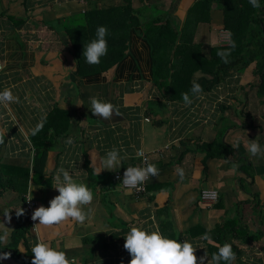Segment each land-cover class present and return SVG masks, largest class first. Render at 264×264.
Returning a JSON list of instances; mask_svg holds the SVG:
<instances>
[{"label":"crops","instance_id":"obj_1","mask_svg":"<svg viewBox=\"0 0 264 264\" xmlns=\"http://www.w3.org/2000/svg\"><path fill=\"white\" fill-rule=\"evenodd\" d=\"M123 1H0V60L4 63L0 92L10 88L19 98V103L0 104V160L31 166V130L55 108L70 114L68 132L48 154L45 174L51 185L30 181L26 193L3 190L0 236L6 239L0 241L2 248L10 246L18 225L16 210H24L32 188V197L38 202L36 209L49 207L50 200L59 195L53 186L61 167L70 172L75 182L92 191L93 201L83 209H91L90 217L84 224L69 221L55 229L41 227L38 237L31 229L27 240L19 244L20 252L44 242L65 252L75 264H129L131 256L124 248L128 231L132 227L148 231L158 227L162 234L161 220L167 217L182 234V242L187 240L196 247L194 254L199 264L198 258L203 250L207 253V246L201 237H188L191 228L211 230L238 216H243L253 231L260 226L251 206L243 204L239 209V203L252 200L254 193L264 208V173L257 171L264 166V156H251L246 148L255 140L264 149V98L257 88L255 64L203 92V99L193 97V104L186 107L183 101L171 100L154 85L152 49L142 28L136 26L125 59L106 72L79 76L66 25L90 9ZM196 1L133 0V5L169 14L182 25ZM223 24V11L214 5L211 23L200 24L196 33V42L204 45L205 53L210 46L223 44ZM92 97L112 103L121 115L113 113L108 120L95 117L90 110ZM218 137L233 153L208 158L198 146ZM69 138L73 140L71 145L65 143ZM113 147L123 148L120 154L126 153L127 159L120 168L103 170L97 176L90 167L92 154L94 158L103 157ZM139 150L150 154V163L157 166L159 175L150 178L148 194L137 198L114 180V174L138 166ZM244 163L252 164L248 170L253 177L241 169ZM178 167L184 170L183 180L175 173ZM204 189L219 191L217 204L200 202ZM6 211H10V221L4 216ZM234 243L244 251V260L264 264L260 240ZM10 258L17 262L14 256ZM0 264L12 262L0 259Z\"/></svg>","mask_w":264,"mask_h":264},{"label":"trees","instance_id":"obj_2","mask_svg":"<svg viewBox=\"0 0 264 264\" xmlns=\"http://www.w3.org/2000/svg\"><path fill=\"white\" fill-rule=\"evenodd\" d=\"M259 3L261 7L254 9L249 0H197L180 25L169 14L150 10L148 7L135 8L133 0H124L117 5L86 11L75 22L68 23L65 30L70 36L77 73L81 77L106 72L125 59L132 29L140 26L145 40L152 49L154 85L171 100L183 101L182 93L186 92L191 96L193 81L202 86L203 92L210 91L230 76L243 73L253 64H255L254 75L258 78L257 88L260 97L264 98V0H259ZM214 5L223 11L224 30L232 33V40L236 45L234 49H230L228 63H224L217 56L218 51L229 50L227 44L210 46L209 52L205 53L204 45L196 42L199 25L212 21ZM99 26L108 29L105 37L108 45L107 54L101 57L99 64L89 65L83 57L84 46L95 39ZM43 122L40 132L36 135L30 134L34 148L31 166L0 160V196L3 190L8 188L26 193L30 181L51 185L45 174L48 154L56 146L57 140L68 132L70 114L68 111L55 108ZM198 148L205 151L208 158L228 157L233 153V149L222 137L212 142H203ZM250 168H253L252 164L248 163H244L241 167L253 177V173L248 170ZM257 171L264 173V166L259 167ZM252 196V200L239 203V209L243 204L252 207L260 224L256 231L243 221V216L226 220L211 230L196 226L188 231L187 235L191 239L208 234L210 239L204 242L209 259L220 246L229 243L236 256L232 264H256L244 260V251L234 243V240L242 243L260 240L264 251V208L258 195L254 193ZM161 229L163 236L182 243V234L177 232L171 219L167 217L162 219ZM30 232L28 212L24 208V214L18 217V225L10 246L7 248L0 246V253H8V257L14 256L18 264H31L32 248H28L27 252L18 251L20 242L26 241ZM102 242L106 245L105 240Z\"/></svg>","mask_w":264,"mask_h":264},{"label":"clouds","instance_id":"obj_3","mask_svg":"<svg viewBox=\"0 0 264 264\" xmlns=\"http://www.w3.org/2000/svg\"><path fill=\"white\" fill-rule=\"evenodd\" d=\"M249 3L254 9L261 7L259 0H249ZM108 34V29L105 26H99L96 30V37L86 46H84L83 57L89 65H97L100 63L101 57L107 54L108 45L105 39ZM220 38L229 46V50H222L217 52L224 63H228V57L231 52L230 49L236 47L235 41L232 40V33L228 30H223L220 33ZM191 96L188 92L182 93V99L186 107L193 104L192 97L203 99L202 86L193 81L190 89ZM11 103H19V98L14 96L10 88H5L0 92V104L9 105ZM91 112L95 117H101L105 120L111 119L113 113L120 116L119 109L112 103L103 102L95 97L90 98ZM43 120L39 122L34 129L31 130L32 135H36L43 128ZM82 123V122H81ZM67 145L73 144V140L69 138L65 141ZM247 151L251 156H264V149L251 140L246 144ZM123 148L117 149L113 147L107 151L103 157H96L92 154L90 167L98 176L101 171H114L120 168L122 161L127 159V154L121 156ZM97 159H99V166H97ZM144 166H129L123 174L122 185L129 190L135 189L142 191L143 185L150 178L158 177L159 170L155 164L148 163L147 159L143 162ZM175 173L183 180L185 173L183 168H176ZM58 190L59 195L55 196L49 202V207L40 206L34 210L32 220H38L39 223L34 226V232L39 236V229L49 228L55 229L66 222H74L84 224L86 219L90 217L91 209L85 212L84 206L90 205L93 201V193L83 183L74 181L72 175L68 170L61 167L54 176V186ZM33 188L30 190L27 201L32 200ZM205 199H214L217 193L214 191H205L203 194ZM10 211H6L4 216L10 221ZM24 210L19 208L16 210V215L21 216ZM155 222V217H152ZM6 239V236H0V241ZM203 240H208L210 237L205 234L201 237ZM124 248L131 256L129 264H197V257L194 254L196 247L187 240L182 243L176 239H170L163 236L158 227L156 230L148 231L138 227H132L125 236ZM32 261L31 264H75L74 261H69L66 253L50 247L47 243L37 242L31 249ZM8 253L0 255V259H7ZM236 256L233 252L232 245L225 243L218 248V251L213 253L211 259L208 258L207 253L204 257L199 259V264H232Z\"/></svg>","mask_w":264,"mask_h":264},{"label":"built area","instance_id":"obj_4","mask_svg":"<svg viewBox=\"0 0 264 264\" xmlns=\"http://www.w3.org/2000/svg\"><path fill=\"white\" fill-rule=\"evenodd\" d=\"M222 43L223 44H226L223 41H222ZM3 69H4V63L0 60V73L3 71ZM138 156L140 158V164L138 166H144L143 162H144L145 159H147L148 163H150V154L147 153L146 151L139 150L138 151ZM133 167H135V166H133ZM125 170H126V168L125 169H122V170H118L114 174V180L117 183H119L123 189H127L126 187H124L121 184L122 183V179H123V174H124V171ZM149 184H150V179L147 182H145V184L143 185V190L142 191H136L135 189H132L130 191H132L137 198H140V197L148 194V192H149V188H148L149 187ZM127 190H129V189H127ZM206 190L207 191H214V192H216L217 193L216 198H214V199H205L202 194ZM28 198H29V195L26 196L25 208H26V210L28 212V221H29L30 227H31L32 231H34V226L37 225V220L36 221H33L32 220V215H33V212H34V210L36 209V207L38 205V202L35 201L33 198L29 202V201H27ZM219 199H220V193H219V191L214 190V189H204L200 193V202H202L205 205L213 206V205H215V204L218 203Z\"/></svg>","mask_w":264,"mask_h":264},{"label":"rangeland","instance_id":"obj_5","mask_svg":"<svg viewBox=\"0 0 264 264\" xmlns=\"http://www.w3.org/2000/svg\"><path fill=\"white\" fill-rule=\"evenodd\" d=\"M204 256H205V251L203 250L198 259H200L201 257H204ZM205 264H207V260L205 261Z\"/></svg>","mask_w":264,"mask_h":264},{"label":"water","instance_id":"obj_6","mask_svg":"<svg viewBox=\"0 0 264 264\" xmlns=\"http://www.w3.org/2000/svg\"><path fill=\"white\" fill-rule=\"evenodd\" d=\"M2 260H9V261L12 262V264H17V262L15 260L11 259V258L10 259H8V258L7 259H2Z\"/></svg>","mask_w":264,"mask_h":264}]
</instances>
